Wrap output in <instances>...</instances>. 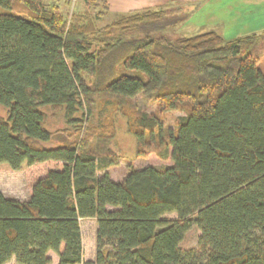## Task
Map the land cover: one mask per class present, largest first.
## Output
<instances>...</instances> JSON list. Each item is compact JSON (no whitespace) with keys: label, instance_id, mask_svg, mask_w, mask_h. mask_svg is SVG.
<instances>
[{"label":"trees","instance_id":"16d2710c","mask_svg":"<svg viewBox=\"0 0 264 264\" xmlns=\"http://www.w3.org/2000/svg\"><path fill=\"white\" fill-rule=\"evenodd\" d=\"M59 6L0 0V104L7 108L0 170L50 165L28 199L0 191V264H51L49 252L57 264H264V73L251 47L261 34L169 39L165 32L180 20L162 7L99 26L89 14L68 20ZM93 93L123 102L142 95L160 113L183 112L174 130L163 131L157 115L132 103L121 110L136 154L169 155L170 164L111 179L113 114L84 126ZM108 101L115 111L122 103ZM44 107L64 111L67 124L84 131L56 137L45 128ZM52 140L55 147L43 145ZM85 218L97 224L94 260L83 259ZM192 226L197 246L182 249Z\"/></svg>","mask_w":264,"mask_h":264},{"label":"rangeland","instance_id":"374dc122","mask_svg":"<svg viewBox=\"0 0 264 264\" xmlns=\"http://www.w3.org/2000/svg\"><path fill=\"white\" fill-rule=\"evenodd\" d=\"M45 2V0H43ZM58 1L60 12L67 17L68 20L77 14H89L94 17L99 26L110 23L122 15H127L132 11H140L144 8L162 7L166 9V15L170 18L175 17L180 21L175 22L174 27L167 29L166 35L169 39H175L180 36H191L207 31H215L226 39L245 38L249 35L261 34L259 37L251 40L252 53L258 56V68L264 73V5L262 4H246L245 0H53ZM158 9V8H157ZM100 14L98 16V14ZM137 36V35H135ZM248 45V44H245ZM86 83L92 87L94 80L92 77L86 76ZM92 115L86 123L85 129L93 125L96 127L99 122H103L105 116L113 114V130L108 129L111 139L107 143L117 158V165L110 167L107 171L111 179L119 181L123 179L130 168L141 169L148 165L158 168H164L170 164L169 155L165 158H159L154 154L147 156H138L137 142L133 134L129 132V119L121 114L122 108L133 104L139 110L157 115L161 122L163 131L174 130L181 116V111H171L160 113L157 105L153 101L147 100L144 96L139 95L129 102L115 97L100 93H93ZM108 102H122L115 111L114 104ZM106 101V102H105ZM45 113V128L54 133L56 137L66 136L70 134L73 138H77L82 134L78 130V125L67 124L64 117V111H57L50 107L41 108ZM7 108L0 104V117L6 118ZM75 118H82V111H78ZM66 130L64 133L61 131ZM107 135V134H106ZM92 138V137H91ZM87 144L91 151L97 150V141L91 139ZM57 140L44 143L45 147H55ZM40 163L33 165L21 171L0 170V191L8 198L16 200L28 199L32 185L43 175L50 165ZM166 218H175L174 213L167 214ZM83 259L94 260L96 253V220L91 218L81 219L80 221ZM199 229L192 226L185 234L180 247L182 249L195 248ZM51 264H57L58 257L55 253L49 252ZM5 264H17L12 258Z\"/></svg>","mask_w":264,"mask_h":264},{"label":"crops","instance_id":"0c3cea01","mask_svg":"<svg viewBox=\"0 0 264 264\" xmlns=\"http://www.w3.org/2000/svg\"><path fill=\"white\" fill-rule=\"evenodd\" d=\"M246 4H251V3H253V4H255V3H257V4H262V5H264V0H245L244 1Z\"/></svg>","mask_w":264,"mask_h":264}]
</instances>
